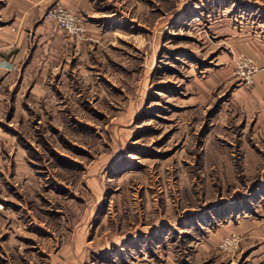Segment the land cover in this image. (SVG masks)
<instances>
[{
	"label": "rangeland",
	"instance_id": "1",
	"mask_svg": "<svg viewBox=\"0 0 264 264\" xmlns=\"http://www.w3.org/2000/svg\"><path fill=\"white\" fill-rule=\"evenodd\" d=\"M38 1L0 124L59 254L0 264H264V0Z\"/></svg>",
	"mask_w": 264,
	"mask_h": 264
},
{
	"label": "crops",
	"instance_id": "2",
	"mask_svg": "<svg viewBox=\"0 0 264 264\" xmlns=\"http://www.w3.org/2000/svg\"><path fill=\"white\" fill-rule=\"evenodd\" d=\"M29 2L34 6L41 4L38 0H7L4 6V16L9 19L10 24L0 27V77L9 80L13 74L11 71L20 62H27L28 42L25 27L27 20L32 19L36 12L30 10L29 13ZM59 2L73 12L83 11L85 7L81 0ZM248 48L264 60L263 44ZM26 79L25 73L19 74L20 85L15 94V111L11 121L22 113L16 104L18 98L21 102ZM5 99V94L0 91V115L4 112ZM41 191L36 174L28 166L25 150L17 138L7 133L0 124V203L6 207L5 211L0 212V257L11 258L14 255L15 258H22L28 255L36 258L44 254L48 257L59 254L56 249L59 247V234L46 238L43 235L45 221L42 219L40 207Z\"/></svg>",
	"mask_w": 264,
	"mask_h": 264
},
{
	"label": "built area",
	"instance_id": "3",
	"mask_svg": "<svg viewBox=\"0 0 264 264\" xmlns=\"http://www.w3.org/2000/svg\"><path fill=\"white\" fill-rule=\"evenodd\" d=\"M45 17L47 20L55 22L60 29L67 33L78 35L85 31L81 25V21L61 6L57 5L51 8ZM242 62H245V66L251 65V68H254L251 59L244 58ZM1 209L2 206L0 204Z\"/></svg>",
	"mask_w": 264,
	"mask_h": 264
}]
</instances>
